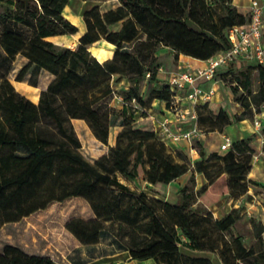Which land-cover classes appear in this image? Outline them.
<instances>
[{
  "label": "trees",
  "instance_id": "16d2710c",
  "mask_svg": "<svg viewBox=\"0 0 264 264\" xmlns=\"http://www.w3.org/2000/svg\"><path fill=\"white\" fill-rule=\"evenodd\" d=\"M117 1L105 10L98 3L86 8L85 27L79 30L65 15L69 0H0V238L5 224L13 228L19 222L22 230L29 221L40 239L68 232L80 243L92 244L99 241L107 221H118L132 227L127 247L134 258H154L159 264H216L207 255L183 252L185 245L217 252L225 264H264V230L247 247L240 236H227L239 218L238 209L215 217L209 208L223 195L245 194L256 182L248 176L256 152L254 136L234 140L227 150L208 156L202 149L192 170L188 155L170 150L157 133L147 109L156 98L170 105L175 95L167 81L160 85V47L171 48L175 58L183 53L208 59L231 46L230 29L249 22L250 12L233 0ZM80 33L75 47L51 39ZM101 40L113 45L107 59L96 53L102 45L91 50ZM18 54L27 60L17 80L31 73L29 83L37 85L42 70L53 75L37 102L8 77ZM253 66L261 78L255 94L264 104L263 64L239 59L216 72L232 95L240 92L235 99L244 107L252 106ZM123 76L133 83L115 88L113 79ZM145 78L157 84L147 98L139 89ZM118 95L120 107L112 104ZM196 109L202 130H222L233 122L223 106L214 112L206 101ZM119 117L122 127L110 144L111 126ZM242 117L235 114V120ZM73 118H79L76 126L86 133L88 124L96 138L109 145V152L88 159L81 152ZM151 122L153 126H147ZM140 168L152 184L170 183L189 171L191 183L179 189L175 202L136 193L122 177L136 178ZM196 171L207 179L197 189ZM0 264L59 262L1 239Z\"/></svg>",
  "mask_w": 264,
  "mask_h": 264
},
{
  "label": "rangeland",
  "instance_id": "374dc122",
  "mask_svg": "<svg viewBox=\"0 0 264 264\" xmlns=\"http://www.w3.org/2000/svg\"><path fill=\"white\" fill-rule=\"evenodd\" d=\"M94 3H98L100 5V8L102 10H105L109 7L115 6L118 4L117 0H106V1H96V0H69V4L66 7L65 15L73 22L75 23L79 30L80 28L83 30L85 27L84 19L80 14H82V11H84L87 7L91 6ZM82 33L77 35H60L52 37L51 39L57 42H60L63 45L75 47L76 44L79 41L80 36ZM100 47V49L96 52L99 57L103 56H109L112 54L113 45L108 44L105 40H101L100 42L96 43L91 47V50L93 51L95 47ZM26 58L22 56L21 54H18L13 63H12V69L10 70L8 77L10 80L14 83L17 90L28 96L30 99L34 101H38L40 97V92L43 88L47 86L49 81L52 79L53 75L47 72L46 70H42L39 74V83L37 85H33L29 83V79L31 78V73H28L24 80H17L16 75L18 74L20 68L22 65L26 62ZM156 62H159L161 65H164L168 72L174 71L178 69V60H176L173 57V51L169 47H160L158 49V57ZM242 68H245L246 62H242ZM2 68H0V82H1V73ZM250 76L252 78V85L251 90L254 94L253 96L250 95V98L252 100V106L251 107H245L244 111L242 112V115L249 117V119L255 124L256 119L262 120L261 117H257L255 113H259L264 108V104L260 102V97L255 94V92L259 89L261 84V78L259 77V71L254 66L251 68ZM147 78V76H146ZM145 78V79H146ZM113 79V85L117 89H123L126 86L131 85L133 82L130 81L126 76L121 77V80L117 81ZM142 80L139 84L140 91L144 93V96L146 98L148 97L150 91L157 86V84L151 82L150 80ZM163 84L160 83V85ZM159 85V83H158ZM240 95V92L237 95H232V103L234 101H237L235 98ZM153 101V100H152ZM151 101V102H152ZM230 101V102H231ZM149 102L147 104V109L151 105ZM238 102V101H237ZM137 104V102H135ZM239 105L237 106L239 109L243 106L241 102H238ZM112 104L115 106L120 107L122 104V98L121 96H115L112 99ZM222 106L220 103L217 102H211L210 107L214 112H217L219 107ZM229 107V104L227 105ZM142 109H145L142 108ZM232 110V109H231ZM232 112L233 122H235V113ZM139 116V113L137 114ZM153 117V116H152ZM154 119V117H153ZM76 120L74 121V125L76 128V131L82 141V147L81 152L91 161H95L98 157L107 154L109 152V145L101 142L99 139L96 138L92 130L87 124V130H89L90 133H86L84 131V127L77 128ZM122 118L119 117L116 121V124L111 126V136H110V144L115 143V135L116 133L121 129L122 127ZM155 124V121H153ZM153 123H146L147 126H153ZM261 126H264V122L261 124ZM156 127V126H155ZM203 133H205L204 137H201V139L195 138L192 141V145L197 148V151L199 153L198 156H194L191 153L190 148L181 150L185 152L189 160L191 161L190 168L194 170L195 166H193L192 161L194 160H200L201 159V150L203 149L205 151L206 156L210 155L213 151H219L223 152L227 150L228 148H223L222 144L226 141V137L220 134L219 131H221L219 128L211 129L207 126L202 127ZM84 132L86 135H84ZM256 137V136H255ZM255 139V138H254ZM259 142V139H255L254 146L257 145ZM212 149V151L209 150ZM254 155L253 161H259V157L262 156L264 158V152H261V149H257ZM262 148H264V143H262ZM214 149V150H213ZM21 152L25 151V148H20ZM260 155V156H259ZM260 163V162H258ZM257 167V166H256ZM257 171L260 172V174H263L264 167L261 165L257 167ZM124 178V177H122ZM191 174L188 175V178L185 180L177 179L173 180L170 183H156L152 184L148 182L144 178V171L142 168H140V174L136 178H124V182L130 185L132 190H134L136 193L139 192H145L148 194V196H155L157 198H162L164 200H169L171 202H175L178 199V191L184 184H190ZM195 180H196V189L199 188L198 181L196 178L195 173ZM217 207H212L211 204L209 205V208L212 209L214 216L225 214L227 210H232L233 208L238 209L239 218L235 224V226L227 232V236H240L243 239L244 244L247 247H251L253 243L256 240V237L258 233L262 230H264V181L262 180H256L255 183L251 184L249 187V190L237 197L232 198L229 197V195H223L220 200L217 202ZM122 225V226H121ZM106 230L105 233L110 235V239L115 242L116 245L119 246H127L132 240L131 238V228L130 225H127L125 223L120 224L118 221H107L106 222ZM264 233V232H263ZM3 235V233L1 234ZM181 249L185 253H191V254H198V255H207L210 257V259L216 263V264H225L221 260L219 254L217 252L212 251H200V250H193L185 245H181Z\"/></svg>",
  "mask_w": 264,
  "mask_h": 264
},
{
  "label": "crops",
  "instance_id": "0c3cea01",
  "mask_svg": "<svg viewBox=\"0 0 264 264\" xmlns=\"http://www.w3.org/2000/svg\"><path fill=\"white\" fill-rule=\"evenodd\" d=\"M233 3L237 5L241 10L249 11L251 0H233ZM95 4L97 3H94L87 8H91ZM80 15L82 16V14ZM112 55L113 54H110L105 59L111 57ZM175 59L178 60V69L174 71L168 72L167 66L170 65L165 64L166 68L164 65H161V68L158 73V77L159 79H161L160 83H162V81L164 80L166 81L168 76L172 72L183 70H195L196 68H199L206 64V59L196 58L183 53H181L179 57ZM224 68L225 66H221L219 69ZM196 83L201 85L207 91L213 90L211 97L199 99L196 103L197 105H202L206 101H208L209 103L217 102L220 103V105H222L224 108H226L230 114H232L231 111H233V113L235 114H242V112L244 111V106H242L241 109L237 107L239 105L237 101H234L232 103V94L229 91L227 84H225V82L220 77L216 76L215 79H208L205 76H201L198 77ZM190 90L191 86L190 84H187V86L184 88V90L179 95V98L177 99L178 103L186 108L192 107L193 105L188 98V93ZM228 104L229 107L227 106ZM148 109L151 115L154 117L156 130L159 135H161V124L166 119H168L169 121L168 125L170 126V128L173 131H178V121L176 120V117L172 112L171 107L165 100H161L158 98L154 99ZM255 114L257 115V117L262 116V124L264 122V108L262 109V111ZM78 119L79 118H73V122ZM196 122V119H193L190 117V115H188V118L185 120V127H191L195 125ZM263 128L264 126H257L249 119V117L243 115L242 119L236 120L235 122H231L225 125L224 128L219 132L224 137H229L231 142L243 137L253 135L255 139H259V142L255 147H257V149H261V152H264V148H262V143H264V134L262 131ZM203 132L199 135L198 139H201V137L205 136V133ZM255 139H253V145ZM166 142L170 150L172 151L176 149L190 148L192 155H199L197 148H195L192 145V142L188 140H167ZM209 150L212 151V149L210 148ZM260 165L264 167V158H262V156L259 157V161H253V166L248 176L254 180L264 181V172L263 174H260V172L257 171V167H259ZM190 174L191 171L183 174L178 179L186 180L188 178V175ZM196 178L198 181V186H201L204 182L207 181L203 172L196 171ZM122 181H124V178H122ZM216 204L217 203H214L212 207H217ZM229 211L230 210H227L225 213ZM223 215L224 214H216V217H221ZM8 225L9 224H5L2 227L1 232L4 233V237L0 238V240L5 239L11 240L14 243H20L25 249L30 252L49 254L54 259H56L59 264H159L154 258L139 259L132 257L131 251L127 246L116 245L115 242L110 239V235L105 233V231L102 232L98 242L92 244H83L80 243L75 237H73L68 232H63L60 237L56 236L57 238L50 237V233L43 234L45 238L43 237L42 239H40V237L37 235V227L29 221L26 223L25 226H23L22 230H19V222L12 224L13 228H9ZM25 232H28L29 235L27 236Z\"/></svg>",
  "mask_w": 264,
  "mask_h": 264
},
{
  "label": "built area",
  "instance_id": "2783aa9c",
  "mask_svg": "<svg viewBox=\"0 0 264 264\" xmlns=\"http://www.w3.org/2000/svg\"><path fill=\"white\" fill-rule=\"evenodd\" d=\"M249 12V22L243 25H235L230 29L229 36L232 41L230 47L206 59L204 66L195 70L175 71L168 76L166 81L175 92L169 106L178 121V131H173L170 128L168 119L164 120L161 124L160 136L165 141L188 140L192 142L203 132L197 122L191 127H185V120L188 115L197 121L196 103L198 100L209 98L213 93V90L207 91L196 83L198 77L205 76L208 79H215L216 72L221 66L227 67L231 62L239 59L255 61L264 65V0H251ZM187 84L191 86L188 98L193 104L189 108L181 106L177 101ZM255 124L261 126V120L256 119ZM231 143L230 138L226 137L222 146L228 148Z\"/></svg>",
  "mask_w": 264,
  "mask_h": 264
}]
</instances>
